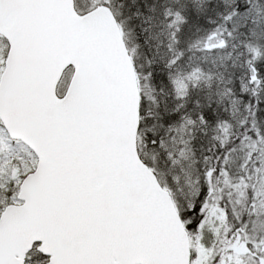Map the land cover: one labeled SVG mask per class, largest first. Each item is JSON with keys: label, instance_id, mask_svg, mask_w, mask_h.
I'll list each match as a JSON object with an SVG mask.
<instances>
[{"label": "snow or ice", "instance_id": "1", "mask_svg": "<svg viewBox=\"0 0 264 264\" xmlns=\"http://www.w3.org/2000/svg\"><path fill=\"white\" fill-rule=\"evenodd\" d=\"M0 264H264V0H0Z\"/></svg>", "mask_w": 264, "mask_h": 264}]
</instances>
